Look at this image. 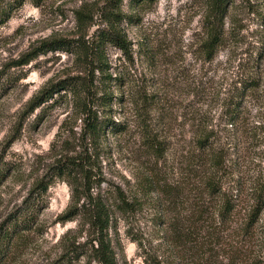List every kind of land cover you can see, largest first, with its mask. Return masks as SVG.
I'll return each instance as SVG.
<instances>
[{
	"label": "rangeland",
	"instance_id": "374dc122",
	"mask_svg": "<svg viewBox=\"0 0 264 264\" xmlns=\"http://www.w3.org/2000/svg\"><path fill=\"white\" fill-rule=\"evenodd\" d=\"M227 3L223 35L211 59L202 50L205 0L137 6L124 0L126 18L119 27L130 42V57L109 43L99 53L110 78L95 70L94 85L98 95L110 99L93 109L124 129L107 130L94 152L106 183L139 203L135 213L117 215L112 233L120 243L118 264H148L134 239L150 252H165L167 236L158 222L167 215L164 183L180 191L182 211V201L194 204L207 176L215 175L222 190L238 196L237 218L243 207L255 204L252 196L264 185V0ZM101 4L0 0V83L14 81L0 94V167L7 168L0 185V225L18 211L55 159L86 147L72 92L53 93L33 109L29 103L50 83L86 74L84 67L97 55L93 35L105 26L96 13ZM82 6L92 15L84 26L76 16ZM50 38L78 40L83 47L76 53L49 50L17 63ZM46 197L36 227L13 244L4 264H54L61 253L60 237L75 226L57 222L70 203V187L56 179ZM215 264L247 262L233 254Z\"/></svg>",
	"mask_w": 264,
	"mask_h": 264
},
{
	"label": "trees",
	"instance_id": "16d2710c",
	"mask_svg": "<svg viewBox=\"0 0 264 264\" xmlns=\"http://www.w3.org/2000/svg\"><path fill=\"white\" fill-rule=\"evenodd\" d=\"M123 1L101 0L102 4L96 13L105 26L98 27L93 35L92 47L97 55L89 62V68L84 67L86 74L77 77L81 80L69 77L52 82L29 103L33 109L47 101L53 93L64 89L72 92L76 99V112L82 117L81 140L86 142V147L78 154H63L55 159L48 170L33 183L18 211L0 225V264H4L13 244L25 232L36 227L41 211L48 205L47 190L56 179L66 181L70 187V203L58 215L57 222L64 225L74 221L75 226L67 228L60 237L61 253L54 264H72L81 259H85L87 264H118L115 247L120 243L112 233L116 232L117 215L135 213L139 203L138 200H130L120 187L110 186L103 177L94 150L100 145L107 130L120 132L124 127L111 119L99 117L93 108L98 103L108 105L110 99V95H98V87L94 85L95 70H99L106 79L110 78L103 74L108 67L99 54L103 46L106 43L112 44L130 57V42L119 27V23L126 18L122 12ZM155 1L129 0L136 6ZM227 2L205 0L206 37L202 50L208 59L213 57L223 35ZM76 16L82 26L92 22V15L85 6L76 11ZM82 47L78 40L45 39L17 63H26L32 56L49 50L63 49L76 53ZM12 82L7 80L6 85ZM6 85L0 83L3 88L0 94ZM200 146H205L203 139ZM6 172L7 168L0 167V185ZM160 189L168 206L167 215H162L163 219L158 221L167 236L165 252H150L143 248L139 239H134L139 248L143 249L142 256L148 264H215L233 257V254H236L238 260L244 258L247 264H264V246H261L264 245V223L259 225L264 206V185L257 188L252 196L255 204L249 208L243 207L244 212L240 218L236 216L238 196L222 190V184L215 175L207 176L199 199H195L194 204L185 205V201H182V211L181 200H178L180 191L167 183L161 185ZM259 245L261 249H258Z\"/></svg>",
	"mask_w": 264,
	"mask_h": 264
}]
</instances>
